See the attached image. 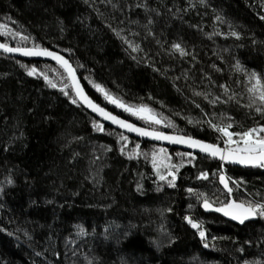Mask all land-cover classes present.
<instances>
[{
    "label": "trees",
    "instance_id": "16d2710c",
    "mask_svg": "<svg viewBox=\"0 0 264 264\" xmlns=\"http://www.w3.org/2000/svg\"><path fill=\"white\" fill-rule=\"evenodd\" d=\"M262 16L264 0H0V40L63 53L88 94L119 116L149 127L109 103L92 82L174 124L165 121L154 126L158 130L222 145L206 121L233 123V132L264 124L254 107H245L251 85L234 68L239 61L264 79ZM174 43L188 55L172 49ZM24 65L36 66L58 87L28 75ZM66 75L57 64L0 53V264H264V217L234 224L187 191L206 194L216 207L231 199L260 202L264 168L226 165L229 177L240 181L229 182L227 194L219 182L221 162L194 154L188 163L180 155L187 152L171 149L170 162L183 166L170 187L152 167L151 152L159 146L72 104L60 90ZM220 85L228 86L227 95ZM217 96L218 103H209ZM93 120L104 131L94 129ZM136 144L148 159H129ZM201 171L207 180L197 178ZM186 215L203 222L205 239Z\"/></svg>",
    "mask_w": 264,
    "mask_h": 264
},
{
    "label": "snow or ice",
    "instance_id": "6c2138e0",
    "mask_svg": "<svg viewBox=\"0 0 264 264\" xmlns=\"http://www.w3.org/2000/svg\"><path fill=\"white\" fill-rule=\"evenodd\" d=\"M201 2H204V0H201ZM216 19L221 20L222 18L220 16H217ZM261 19H264V16H262ZM149 23H152V21H149ZM4 27V25H0V28ZM113 31L116 30L114 29ZM12 34L20 35L22 40L28 39V37L22 36L20 33ZM116 34L118 36L120 35L119 32H117ZM229 35L239 38V33L235 31L230 32ZM124 39L126 40V38ZM126 42L129 44V47H131L133 51L139 50V45H133L130 41L127 40ZM0 49H3V51L6 53L20 52L26 56L52 57L60 64V66L64 69V72L67 74L65 78L67 82L64 83L60 90L65 96L69 97L71 103L86 106L93 112L98 113L104 119L119 125L121 128L136 132L140 136L152 137L156 140H166L172 143L186 144L190 148L199 149L200 152H203L212 158H219V160L221 161L264 168V124H259L258 126L247 128L246 130L242 129L239 132H233L230 131V129L233 127V123L217 124L213 123L211 120L206 121L210 128L221 134V136L217 137V139H222V142L224 144V147L222 148L219 144L208 143L204 140L196 139L190 135L168 134L158 130L154 126L165 124V121H167V124H165V126H174V124L170 119L163 117L162 114L157 113L155 109H152L149 105H132L124 102L122 98H119L110 93L101 84L92 82L96 90L99 91L109 103L116 105L123 111L129 113L132 116H136L138 119L145 121V123L149 125V127H138L136 124L131 123L128 120L121 119L119 116L114 115L112 112L107 111L106 108L96 103L85 92L83 86L80 84L79 77L76 75V69L72 67V64L68 59H66L59 53L51 51L48 48H43L39 45H34L32 48H27L19 46L11 47L6 43H0ZM172 49L178 51L182 56L188 55V53L179 43H174L172 45ZM133 59H135V57H133ZM24 67L26 68L28 75L43 76L44 80L50 87H58L57 83L53 79H51L46 73L41 72L36 66L28 68V66L24 65ZM234 68L238 72L245 73L248 79V83L251 85L247 89L249 93V104L245 105V107H254L255 112L260 114L261 117H264V79H262L261 75L255 71H252L250 73L247 72L239 61L236 62ZM220 87L224 89V93L225 95H227V93L229 92L228 86L220 85ZM70 91L74 93V96L70 95ZM196 94L204 95L205 99L208 98L204 93ZM234 99L235 94L228 96L224 103H228L229 101ZM219 101L220 97L217 96L214 99L210 100L209 103L215 105ZM197 107H199V105H197ZM220 119L231 120L232 118L225 117L224 114H221ZM189 122L191 123L192 121ZM196 123L200 122L197 121ZM93 128L97 131H104L103 124L99 123L96 120H93ZM234 137L236 138L234 139ZM120 139L122 141H127L128 138L121 135ZM124 148L125 146L122 145L120 149L122 153L124 152ZM141 155H143L145 159L149 158V154L140 151V145L136 144L132 152L128 154V157L129 159H133L138 158ZM180 155H186L187 157H189L188 163H192L193 159H195V155L193 152H188ZM170 161L171 157L167 154L164 148H160L158 151L154 150L151 152L152 167L155 170V174L158 177L159 181L166 182L168 186L174 188L176 186L175 182L177 180V172L179 168L183 166V162L179 165H175ZM208 176L209 174L207 172L201 171L197 178L207 180ZM229 180L230 178H228L221 171L219 174V182L223 185L224 189L227 190V194H231L233 192V188L230 187ZM8 183H12V181L9 180ZM235 183L239 184L240 181H236ZM141 187L142 185H137L138 190ZM0 191H3V189H0ZM187 191L189 194H194L197 197L198 201L202 200V206L205 209H210L213 207V204L210 202V198L206 194L200 193L199 191L192 188L187 189ZM217 202L221 203V206L217 207L215 209L216 211L222 212L225 216L230 217L232 220L238 221L241 225H243L245 221L251 218L264 217V198H262L260 202L254 200H244L241 202H237V200L235 199L226 200L224 202ZM192 207L193 205H189L190 209ZM168 211L170 212L172 211V209L169 208ZM184 219L189 225H191L193 229H196L201 239L206 238L207 232L203 227L202 221L195 219L190 215H186ZM80 234H84L83 228H80ZM213 239H215V237H213ZM204 246L208 247L207 244H205ZM241 251H243V249H241ZM89 264H91V261H89ZM245 264H258V262L245 261Z\"/></svg>",
    "mask_w": 264,
    "mask_h": 264
},
{
    "label": "water",
    "instance_id": "95a60500",
    "mask_svg": "<svg viewBox=\"0 0 264 264\" xmlns=\"http://www.w3.org/2000/svg\"><path fill=\"white\" fill-rule=\"evenodd\" d=\"M0 43H4L3 41H1L0 40ZM9 46H11V47H16V46H14V45H9ZM49 50H51V51H54V52H57V53H59L60 55H62L63 57H65L66 59H68L63 53H61V52H59L58 50H54V49H51V48H48ZM0 53L1 54H4V55H6V56H11V57H15V58H17V59H22V60H25V61H44V62H50V63H53V64H57V65H59L60 66V64L56 61V60H54L52 57H48V56H26V55H23L22 53H20V52H16V53H6V52H4L3 51V49H0ZM69 60V59H68ZM70 61V60H69ZM71 63V62H70ZM72 64V63H71ZM61 67V66H60ZM72 67L73 68H75L74 66H73V64H72ZM62 68V67H61ZM63 69V68H62ZM64 70V69H63ZM76 75L79 77V74L77 73V71H76ZM79 81H80V84L83 86V88H84V90H85V92L88 94V92H87V90H86V88H85V86L83 85V83H82V81H81V79H80V77H79ZM89 95V94H88ZM90 96V95H89ZM91 97V96H90ZM92 98V97H91ZM93 99V98H92ZM94 100V99H93ZM95 101V100H94ZM96 102V101H95ZM97 103V102H96ZM99 104V103H98ZM102 106V105H101ZM89 113H91L94 117H96L98 120H100L104 125H107V126H109V127H112V128H114V129H116V130H119V131H121L122 133H124V134H126V135H128V136H130V137H133V138H135V139H138V140H140L142 143H144V142H150V143H153V144H156V145H158V146H161V147H163L165 150H167V151H169V150H171V149H178V150H181V151H184V152H193L194 154H196V155H202V156H206V157H210V156H208L207 154H205V153H203V152H200V150L199 149H193V148H190L188 145H186V144H179V143H172V142H169V141H166V140H156V139H154V138H152V137H146V136H140L138 133H136V132H132V131H129V130H127V129H125V128H121L119 125H117V124H114V123H112L111 121H109V120H106V119H104L103 117H101L98 113H96V112H93L91 109H89V108H87L86 106H83ZM102 107H104V106H102ZM104 108H106V107H104ZM106 110L107 111H109V112H112V111H110L109 109H107L106 108ZM113 113V112H112ZM114 115H117V114H115V113H113ZM117 116H119V115H117ZM121 119H125V120H128L129 122H131V123H134V124H136L138 127H146V126H143V125H141V124H139V123H137V122H134V121H132V120H129V119H127V118H124V117H122V116H119ZM163 132H165V133H168V134H175V133H171V132H168V131H163ZM196 139H199V138H196ZM200 140H202V139H200ZM205 141V140H204ZM206 142H208V141H206ZM141 143V144H142ZM208 143H211V142H208ZM215 144V143H214ZM222 147V146H221ZM223 148V147H222ZM210 158H212V157H210ZM212 159H214V160H216V161H219V162H222V163H225V164H227V165H230V166H233V167H243V168H250V167H257V166H245V165H241V164H238V163H231V162H227V161H221V160H219V158H212ZM212 210H215L216 208H211ZM216 211V210H215ZM216 212H218V211H216ZM226 220H228L229 222H232V223H234V224H237V225H241L238 221H235V220H232L230 217H228V216H225L222 212H219ZM258 218L259 217H256V218H251V219H249V220H247V221H245V223H248V222H252V221H256V220H258ZM244 223V224H245Z\"/></svg>",
    "mask_w": 264,
    "mask_h": 264
},
{
    "label": "rangeland",
    "instance_id": "374dc122",
    "mask_svg": "<svg viewBox=\"0 0 264 264\" xmlns=\"http://www.w3.org/2000/svg\"><path fill=\"white\" fill-rule=\"evenodd\" d=\"M27 48H32V47H27ZM220 134V133H219ZM220 136H221V134H220ZM236 137H234V139H235ZM221 141H222V139H221Z\"/></svg>",
    "mask_w": 264,
    "mask_h": 264
},
{
    "label": "bare ground",
    "instance_id": "6f19581e",
    "mask_svg": "<svg viewBox=\"0 0 264 264\" xmlns=\"http://www.w3.org/2000/svg\"><path fill=\"white\" fill-rule=\"evenodd\" d=\"M119 131V130H118ZM121 132V131H120Z\"/></svg>",
    "mask_w": 264,
    "mask_h": 264
}]
</instances>
